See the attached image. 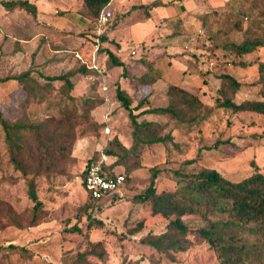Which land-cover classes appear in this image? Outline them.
Segmentation results:
<instances>
[{
  "label": "rangeland",
  "instance_id": "1",
  "mask_svg": "<svg viewBox=\"0 0 264 264\" xmlns=\"http://www.w3.org/2000/svg\"><path fill=\"white\" fill-rule=\"evenodd\" d=\"M29 1L37 5L35 15L20 8L8 11L0 4V109L10 119L43 122L58 133L70 131L73 140L71 154L59 170L36 177L44 212L38 224L30 225L41 213L34 210L28 194L32 175L24 176L10 162L0 125V264H81L79 257L90 249L91 241H102L106 258L89 254L88 264H222L210 244L195 234L189 236L193 244L187 251L171 255L142 243L144 235L163 232L168 220L152 214L137 195L148 187L155 166L162 170L156 179L159 193L181 184L174 169L190 174L215 168L231 180L264 173V114L214 106L218 75L224 72L245 83L235 96L237 102L262 98L253 82L259 76L258 63L264 62V0H110L106 34L113 41L103 43L95 40L97 16L85 0ZM158 3L164 5L154 6ZM74 15L82 16L85 24L70 28L66 21ZM248 36L263 41L248 56L211 49ZM96 48V63L107 69L105 78L90 66ZM106 49L125 66L108 68ZM81 65L90 72L71 77L74 88L69 93L74 98L66 94L64 80H54L44 101L32 96L27 101L24 82L16 78L29 70L43 86L49 83L46 76L63 75ZM150 65L162 77L154 86L139 84L138 77ZM169 84L189 89L208 104L200 111L205 119L196 124L172 120L167 114L145 115L166 122L163 133H170L173 141L108 155L115 136L127 147L132 144L133 125L116 96L117 86L127 90L133 105L154 87L148 101L160 106L169 102ZM66 116L69 124L61 123ZM24 138L30 141L28 133ZM199 153L195 162H186ZM101 158L129 174L123 196L111 203L91 201L82 180L87 164ZM184 219L192 227L203 223L199 215L187 214Z\"/></svg>",
  "mask_w": 264,
  "mask_h": 264
},
{
  "label": "trees",
  "instance_id": "2",
  "mask_svg": "<svg viewBox=\"0 0 264 264\" xmlns=\"http://www.w3.org/2000/svg\"><path fill=\"white\" fill-rule=\"evenodd\" d=\"M109 1L85 0L86 7L97 16L93 22L106 10ZM174 1L181 2L182 0ZM0 4L8 11L20 8L33 15L37 13L36 4L29 0H0ZM158 5H163V3H158ZM110 22L99 35H95L96 41L97 38L100 43L113 41V38L106 34ZM262 44L263 41L258 36H248L240 41L232 40L220 46L215 44L211 46V49L215 51L217 48H221L241 58L256 52ZM106 52L108 68L125 66V62L113 50L106 49ZM239 63L246 64L243 61H239ZM102 68L107 73L106 66ZM89 72L86 65H81L63 75L46 76L49 83L43 86L32 79L29 70L19 74L16 78L24 82L27 101L32 96L39 98L38 102H42L46 98L45 92L51 88V81L54 80H64L67 84L66 94L74 98L69 93L74 88L71 77L76 73L87 74ZM258 72V79L253 83L259 86L261 99H245L242 102H237L235 96L245 83L234 75L224 72L218 75L220 86L214 106L230 110L233 113L256 112L264 114V62L258 63ZM161 77V71L150 65L148 70L138 77V81L142 85L154 86ZM153 93L154 87L133 105L132 96L127 90L117 86L116 96L128 111L133 125L132 144L127 147L115 136L110 142L112 147L106 151L108 155L120 156L122 151L135 152L141 145L173 141L170 133H163L167 128L166 122L153 117L148 118L145 115L167 114L172 120L181 122H186L187 119L196 120V124L205 119L204 114H201L200 111L203 106L208 107V104H205L196 93L189 89L177 84H169L167 86L169 102L160 106L150 105L148 100ZM136 110L140 111L135 113ZM141 116L143 118L139 120L138 118ZM61 123L69 124L67 116L62 119ZM0 125L5 132L10 162L24 176L32 175L27 182L28 194L35 203L34 210L41 212L30 224L36 225L40 222L41 214L44 212L43 201L39 199L36 190V177L59 170L62 162L71 154L73 135L70 131L64 133H58L56 129L51 131L49 125L43 122L23 118L10 119L4 116L1 109ZM25 133L29 134V142L24 138ZM199 157L200 153L197 157L186 162L193 163ZM91 162L84 169L83 178ZM254 165L257 167L256 164ZM104 168L110 171L115 169L111 164H104ZM161 171V168L153 167L148 187L143 193L137 195V198L141 202L149 204L152 214H161L168 220V223L163 232L144 235L141 239L142 243L153 247L158 252L171 255L172 252L187 251L193 244L189 236L195 234L210 244L217 252L222 264H264V173L255 171L241 180H231L215 168L203 167L190 174L174 169L173 173L180 177L181 184L174 191L159 193L156 189V179ZM123 172L128 181L129 174L125 170ZM88 198L96 203L89 193ZM187 214L199 215L203 223L198 227H192L184 219V215ZM139 227L143 228V225ZM89 245L90 249H87L79 257L81 264H88L87 256L89 254L106 258L102 241H91Z\"/></svg>",
  "mask_w": 264,
  "mask_h": 264
},
{
  "label": "built area",
  "instance_id": "3",
  "mask_svg": "<svg viewBox=\"0 0 264 264\" xmlns=\"http://www.w3.org/2000/svg\"><path fill=\"white\" fill-rule=\"evenodd\" d=\"M110 13L104 11L98 17L95 23V35H99L107 23L110 21ZM98 43H100L97 41ZM98 47V46H97ZM94 55V63L90 66L95 68L102 77L105 78L104 69L96 63V51ZM104 159H99L90 163L87 168L86 175L82 179L85 185L87 193L93 198L96 202L103 200L105 198L109 199V203L113 202L116 197H122L124 194V187L127 185L126 175L123 171H119L117 168L112 171L104 168Z\"/></svg>",
  "mask_w": 264,
  "mask_h": 264
},
{
  "label": "crops",
  "instance_id": "4",
  "mask_svg": "<svg viewBox=\"0 0 264 264\" xmlns=\"http://www.w3.org/2000/svg\"><path fill=\"white\" fill-rule=\"evenodd\" d=\"M182 2V1H181ZM164 5V4H163ZM37 6V5H36ZM154 6H156V7H158V6H162V5H154ZM77 15V14H76ZM76 15H74V17H71V18H69L68 19V21H66V24L70 27V28H72V29H74L75 27L76 28H78L79 26H81L83 23L85 24V22L81 19L82 18V16L80 17V18H78L77 19V16ZM80 15V14H79ZM95 28V23L93 22V29H92V32H93V34H94V29ZM146 107V106H145ZM105 199H107L108 200V202H109V199L108 198H105ZM102 200H100V201H98V202H101Z\"/></svg>",
  "mask_w": 264,
  "mask_h": 264
}]
</instances>
